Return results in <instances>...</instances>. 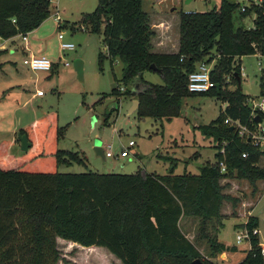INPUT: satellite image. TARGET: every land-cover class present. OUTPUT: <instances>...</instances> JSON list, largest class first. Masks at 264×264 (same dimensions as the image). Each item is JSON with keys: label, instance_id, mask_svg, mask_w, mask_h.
I'll list each match as a JSON object with an SVG mask.
<instances>
[{"label": "trees", "instance_id": "trees-1", "mask_svg": "<svg viewBox=\"0 0 264 264\" xmlns=\"http://www.w3.org/2000/svg\"><path fill=\"white\" fill-rule=\"evenodd\" d=\"M50 2L0 0V41L37 28L49 16ZM142 2L97 0L94 10L82 16L92 32L102 26L107 57L122 62L119 81L125 87L141 84L137 92L130 88L121 92L118 86L111 92L117 97L134 95L138 116L168 121L179 116L184 97L207 94L224 102L215 119L198 126L215 142V161L200 166L197 174H175L173 165L165 174L142 168L130 174L59 172L61 165L83 163L77 152L57 148L63 127L46 119L31 130L19 128L17 133L31 143L27 151L14 156L8 152L13 141H0V264H57L58 238L105 247L122 264H192L197 258L213 264L182 232L181 218L220 219L225 201L239 203L223 192L221 180L247 181L252 193L257 181L264 180V167L258 164L264 152L224 122L228 118L252 127L256 121L235 73L240 77L242 56L256 50L264 54V0L258 5L251 2L244 11L238 1L219 0L204 12H180L178 49L173 53L151 51L155 32ZM251 14L252 26L245 27L242 21ZM215 56L210 70L214 86L200 93L188 91L189 73L205 57L211 61ZM151 64L161 69L162 84L142 81L144 71H154ZM227 75L234 89L225 83ZM260 85L264 97V81ZM15 141L19 142L17 137ZM219 160L226 164L224 173ZM243 227L249 247L234 264H263L258 234L253 233L257 217L249 215ZM214 240L210 246L215 250L227 249Z\"/></svg>", "mask_w": 264, "mask_h": 264}, {"label": "rangeland", "instance_id": "rangeland-1", "mask_svg": "<svg viewBox=\"0 0 264 264\" xmlns=\"http://www.w3.org/2000/svg\"><path fill=\"white\" fill-rule=\"evenodd\" d=\"M218 1L143 0L142 6L149 15L153 30L163 19L166 20L161 27L172 38L166 40L168 46L162 51L174 52L178 43L179 13L204 12L217 5ZM235 1L241 5H250L257 0ZM96 5L97 0H51L50 14L37 27V32L26 33L31 50L54 63L49 71H32L23 64L29 44H25L20 35L13 37V41L1 44L0 141H13L8 152L18 156L22 151L19 142L15 141L17 130H31L39 121L49 119L63 127L62 135L56 143L57 148L77 152L83 160V163L61 165L59 172L130 174L142 168L148 172L165 174L173 165L175 174H197L200 166L215 161L216 152L213 138L203 135L198 126L207 125L215 119L225 103L207 94L184 97L179 116L169 121L164 118L141 117L136 110L130 112L133 100L137 98L134 95L117 97L111 92L115 86L119 90L121 87L123 90L131 89V85L125 87L119 81L122 62L119 59L110 61L107 57L102 42V26L95 33L81 20L83 14L93 11ZM56 15L59 20L55 18ZM254 16L251 14L245 17L243 25L251 27ZM58 33L63 35L62 40L58 39ZM61 41L73 43L74 48L62 51ZM216 58L208 61L205 57L202 61L212 68ZM75 59L82 61V80L73 68ZM258 59L257 55L252 54L240 58L241 90L255 101L262 97L260 84L264 81V64L259 69ZM65 62H68L67 66ZM142 81L163 83L158 72L148 70L142 73ZM225 83L228 88H235L228 75ZM140 88L141 85H137L136 90ZM37 90L43 94L36 95ZM130 140L135 144L127 147ZM98 142L103 151L110 148L113 156L103 159L97 155L94 148ZM124 147L128 149V156L116 157ZM259 149L264 152V143L259 145ZM258 164L264 167V155ZM230 181L235 185L220 181L224 185L223 192L237 198L239 203L233 205L231 201H225L220 219L202 220L200 217L187 216L180 222L181 230L190 234L189 239L195 243L204 259L213 264H234L244 258L245 251L241 248L247 249L249 242L244 238L237 241L236 235L244 233L240 223L245 221V211L249 210L250 214L257 217L259 242L260 245L264 243V180L257 181V189L253 193L247 181L236 178ZM245 206L249 209L245 210ZM237 209L239 215L231 216L236 214ZM214 239L230 246L236 245L240 249L226 260L223 252L210 246V240ZM57 246L61 253L57 264L104 263L103 256L92 252L93 249L61 238L57 239Z\"/></svg>", "mask_w": 264, "mask_h": 264}, {"label": "built area", "instance_id": "built-area-1", "mask_svg": "<svg viewBox=\"0 0 264 264\" xmlns=\"http://www.w3.org/2000/svg\"><path fill=\"white\" fill-rule=\"evenodd\" d=\"M252 2L258 5L261 3V0L252 1ZM246 6L247 5L240 4V10L244 11ZM55 18L59 20V17L57 15ZM19 35L21 36L24 43H27L26 33H21ZM57 37L60 40L64 38L61 33H58ZM60 48L62 51L72 50L74 48V44L69 41H61ZM252 55H257V57L261 59V60L258 59L257 61L259 69H261V64H264V54H261L258 50H256L255 53H253ZM22 62L32 71H49L51 70L54 64L51 60H49L47 57L42 56V55L41 56L29 55L26 58H24ZM64 64L67 66L68 62H65ZM210 70H211V67L206 62L204 61L198 62L196 65V68L188 75V81H187L188 91L194 92V93H200V92H204L208 90L210 87H213L214 82L210 78ZM241 75H242V69H241V64H240V78H241ZM120 90H123V88L121 87ZM42 94L43 92L41 90H37L36 95L40 96ZM247 104L251 110V117H253V119L258 117L259 119L258 122L255 121L252 127L243 125L238 120H231L228 118H226L224 122L227 123L228 125H231L233 128H235L241 137L247 138L248 141H251L254 145L259 147V145L264 143V97L262 96L257 101L251 98H248ZM134 144L135 143L132 140H130L127 144V147L133 146ZM127 147L122 148L119 151V153L116 154V157L128 156L129 153H128ZM220 151L223 152V149H221ZM103 153H104L105 158L113 156V153L111 152L110 148L104 150ZM245 156H246V153H242V157H245ZM217 163H218L220 172L221 173L226 172L227 167H226L224 160H219ZM253 233L258 234V231L255 229L253 230ZM243 238L247 239L249 242V235L246 229H244L243 235L242 234L236 235L237 241H241ZM260 251L262 254H264V243L260 245Z\"/></svg>", "mask_w": 264, "mask_h": 264}, {"label": "crops", "instance_id": "crops-1", "mask_svg": "<svg viewBox=\"0 0 264 264\" xmlns=\"http://www.w3.org/2000/svg\"><path fill=\"white\" fill-rule=\"evenodd\" d=\"M166 20H162V22L160 23V25H156V29H154V32H155V36L151 39V46H152V48H151V51H153V52H158V53H173V52H165V51H162V50H164L165 48H167V47H165V46H168V44L166 43V40H169V39H171L172 38V36L171 35H168L167 34V32H166V30L164 29V28H162L161 26H162V24H163V26H164V24L165 23H163V22H165ZM178 23H179V17H178ZM39 28V27H38ZM37 28L35 29V30H32L31 32H33V33H35V32H37ZM15 36H19V34H17V35H14V36H12V37H10V38H8V39H2L1 41H0V46H1V44L3 43V42H6V41H9V40H11V41H13V37H15ZM178 38H179V32H178ZM28 44L30 43V42H27ZM27 43H25V44H27ZM172 43V42H171ZM177 49H178V43H177ZM177 49H176V51H177ZM176 51H174V52H176ZM25 54H26V56H29V55H36V56H41V55H38V54H35L34 53V51H32L31 50V47H30V44H29V47L28 48H26V50H25ZM43 56V55H42ZM135 83H138V85L140 86L141 84H140V82H135ZM39 96V95H38ZM16 132V130L14 131V133ZM14 133H13V135H14ZM137 154V153H136ZM226 182H229V184H231L232 186L233 185H235L232 181H230L231 179H224ZM256 186H257V183H256ZM243 202V201H242ZM241 202V203H242ZM248 206V205H247ZM247 206H245V210H247V209H249ZM234 212V211H233ZM251 212L248 210V211H245V213L243 212V215L245 216V221L244 222H242V223H240V225L243 227V224L246 222V220H247V217L249 216V215H252V214H250ZM237 215H239V211H238V209H237V212H236V214H234V215H231V216H237ZM182 219V218H181ZM180 222H181V220H180ZM183 232V231H182ZM184 233V232H183ZM185 234V233H184ZM190 234L188 233V234H185V236L189 239V236ZM189 240H191V239H189ZM258 240H259V238H258ZM192 241V240H191ZM71 242V241H70ZM219 242H221V241H219ZM221 243H223L226 247H227V249L223 252V255L225 256V259L226 260H229L234 254H236L237 253V250L238 249H240V248H238V246H236V245H228V244H226L225 242H221ZM260 243V242H259ZM232 246H235V248H236V250H231L230 249V247H232ZM84 247V246H83ZM87 248H89V249H93V251L92 252H98L99 253V255H102L103 257H102V259H103V261H104V263H101V264H122V262H121V260L119 259V258H117L115 255H113L108 249H106L105 247H102V246H95V245H92V246H89V247H87ZM248 248V247H247ZM85 250H87V249H85ZM241 250H243V251H245L246 250V248H241ZM90 252V251H89ZM245 256V253H244V255H243V257ZM101 257V256H100ZM241 260V259H240ZM102 260H100L99 262H103Z\"/></svg>", "mask_w": 264, "mask_h": 264}, {"label": "water", "instance_id": "water-1", "mask_svg": "<svg viewBox=\"0 0 264 264\" xmlns=\"http://www.w3.org/2000/svg\"><path fill=\"white\" fill-rule=\"evenodd\" d=\"M189 1L190 0H186V2H189ZM73 68H74L75 72L77 73V77L80 80H82V75H83L82 61L80 59H75L73 61ZM150 69H152L155 72H158L159 74H161V69L158 68L155 64H151L150 65ZM235 79H236V82H237V86L239 87V89H241V81H240L241 79H240V77H239V75L237 73H235ZM137 85H138V83L131 84V91L137 92L138 91V90H136ZM138 104H139L138 100L134 99L133 100V106H132L130 112L131 111H135L137 106H138ZM255 119L258 122V120H259L258 117H256ZM16 137L19 140L20 150L22 152L27 151L28 148L31 146V143L27 140L26 136L25 135H21L20 133H17ZM94 149H95L97 155H100L103 159L105 158L103 150H102L99 142L96 144ZM192 264H205V263H203V261L201 259L197 258V259H194L192 261Z\"/></svg>", "mask_w": 264, "mask_h": 264}]
</instances>
